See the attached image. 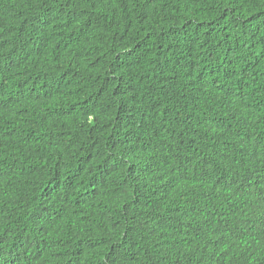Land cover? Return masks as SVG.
<instances>
[{
  "label": "trees",
  "instance_id": "obj_1",
  "mask_svg": "<svg viewBox=\"0 0 264 264\" xmlns=\"http://www.w3.org/2000/svg\"><path fill=\"white\" fill-rule=\"evenodd\" d=\"M0 264H264V0H0Z\"/></svg>",
  "mask_w": 264,
  "mask_h": 264
}]
</instances>
